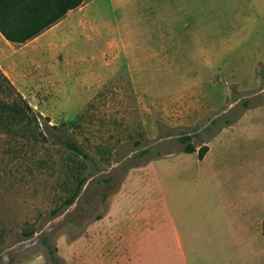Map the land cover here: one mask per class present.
Instances as JSON below:
<instances>
[{"label":"rangeland","instance_id":"1","mask_svg":"<svg viewBox=\"0 0 264 264\" xmlns=\"http://www.w3.org/2000/svg\"><path fill=\"white\" fill-rule=\"evenodd\" d=\"M24 49L63 128L0 134V264H264V0H85Z\"/></svg>","mask_w":264,"mask_h":264},{"label":"trees","instance_id":"2","mask_svg":"<svg viewBox=\"0 0 264 264\" xmlns=\"http://www.w3.org/2000/svg\"><path fill=\"white\" fill-rule=\"evenodd\" d=\"M84 2L85 0H0V30L10 41L24 43L65 18L70 10ZM42 118L0 66V134L18 136L24 134L20 131H25V135L32 141H47L52 128L63 127L51 124L48 116L44 117L45 123ZM192 137L191 134L180 137L188 152L196 150L191 142ZM63 142L79 156L91 159L89 153L76 140L67 137ZM207 150L208 145H203L200 155L204 156ZM84 167L81 165L77 170L78 189L87 178L83 173ZM78 189L70 198L71 201Z\"/></svg>","mask_w":264,"mask_h":264},{"label":"crops","instance_id":"3","mask_svg":"<svg viewBox=\"0 0 264 264\" xmlns=\"http://www.w3.org/2000/svg\"><path fill=\"white\" fill-rule=\"evenodd\" d=\"M72 10H74V9H72ZM72 10H70V11H72ZM59 22H57V23H59ZM56 24H54L53 26H55ZM53 26L49 27L44 32L51 29ZM44 32H42L41 34H43ZM38 36H36V37H38ZM36 37H34V38H36ZM34 38H32V39H34ZM32 39H30V40H32ZM30 40H28L27 42H24V43H15V42L10 41L8 38H6V36L0 30V65L3 67V69L8 74L15 76L17 68H20V66H21L20 59L22 57V54L26 50V49H24V46ZM18 44H23V45H18ZM19 70L24 71L23 69H19Z\"/></svg>","mask_w":264,"mask_h":264}]
</instances>
